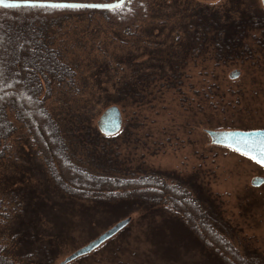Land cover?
I'll return each mask as SVG.
<instances>
[{"label":"rangeland","instance_id":"374dc122","mask_svg":"<svg viewBox=\"0 0 264 264\" xmlns=\"http://www.w3.org/2000/svg\"><path fill=\"white\" fill-rule=\"evenodd\" d=\"M178 2L181 11L183 7L189 6L186 16H190L194 8L199 9V6L203 9V14L220 12L223 9L224 12L228 11V0H178ZM156 3L157 0H150L154 9H157ZM244 3L249 5H243L244 10L256 9L264 13L259 0H244ZM174 8L175 12L181 14L176 5ZM167 11L171 13L172 9L169 8ZM90 17L91 20L78 14L71 17L70 24L63 30V34L65 32L67 34L64 35L62 44L59 41V47L67 54V59L77 64L75 67L81 78V87L79 86L81 90L54 88L48 108L54 114H59L61 110L65 113L67 107L76 108L74 98L80 95H97L96 98H100V101L99 104L91 106V113L95 115L94 126L99 130L97 123L101 115L111 107L104 105L105 101L114 93L108 86V83L114 80H109L110 75L104 65L108 62V54L112 55L115 62L134 60L135 63H145L150 58L147 54L134 59L138 34L146 32L148 37L146 39L148 41L153 39L149 44L154 42L156 45L160 40L174 39L178 30H173L170 26L156 28L157 22H149L151 20L149 17L145 23H140L135 28L134 33L137 35L129 36L111 26L106 20L105 13L97 11L91 13ZM177 18L180 19L179 16H174V21ZM192 31L193 29L190 33ZM155 36L158 37L154 38ZM178 36L181 40L184 38L180 31ZM146 39L144 40L147 41ZM234 48L232 45L231 49ZM208 58L203 60L190 56L183 69L184 76L180 80V86L176 89H158L154 84L155 89L152 90L154 99L150 104L144 105L143 109L117 106L122 114V127L115 134H119V137L110 139L109 144L114 152H119V164L129 165L122 169H132L133 174H128L132 178L119 174L123 180L130 179L142 183L147 180V175L158 174L156 179L169 185L168 189L182 184L181 192L186 198L190 200L195 198L201 205L204 201L214 205L226 223V226L219 230L228 243L245 256L253 257L255 261L264 264V183L260 186L252 185L253 179L264 178V168L232 149L213 144L206 132L264 130V57L243 60L240 63L236 57L226 62ZM216 62L219 64H215ZM235 70H240L241 76L232 79L230 75ZM128 72H131L129 68ZM128 72L117 71V75L127 77ZM151 74L154 77L159 75L155 74V70ZM77 91L80 92L79 95ZM6 114L12 131L7 138L3 134L4 138H0V142L2 150L8 147L7 150H10L11 156L15 159L9 165L7 161L4 164L0 161V181L6 176L15 178L16 187L19 186L18 188L25 192L30 190L32 192L34 188L47 191L41 157L27 155L31 152L32 138L15 110L7 109ZM34 148L38 151L37 146ZM74 149L77 153L74 156L76 160L82 161L80 163L82 167H88L86 163L88 160L82 159V154L79 153L81 146L70 148L73 153ZM22 151L25 153L21 156ZM3 166H8V169L2 171ZM23 176L28 179V186L25 183L24 187ZM170 190L165 191L163 195L159 194L158 198L162 200L165 196L164 198H171L177 202L176 197L183 195L179 190L175 191L181 195L169 194ZM180 198L183 199L182 196ZM171 203L169 202L165 208L164 203H160L159 211H148L146 214V211L138 210L137 213H132L129 216L130 223L90 253V257L83 260L82 264L221 263L223 259L218 256L217 248L208 246L209 238L206 234L200 238V235L192 230L188 220L185 222L173 220L166 215L165 211L169 210L167 208ZM3 205L4 203L0 201V206ZM32 205L31 202L26 204L27 213ZM117 208L120 210L112 206L87 208L92 218L89 220L79 218L71 222L73 229L68 233L71 232L72 237L69 235L64 237L61 229L66 218L61 212L54 213L56 216L49 218L51 221L41 212L42 216L46 217L44 224L51 223L52 231L55 230V233L61 235V238L52 236L50 239L52 244L47 243L50 248L45 246L48 241L43 240L45 245L41 243L44 245L42 247L49 249L48 252L56 259L55 263L60 264L68 256L125 219L126 217L122 216L124 210L121 209V205ZM3 213L1 209V248L5 247ZM25 215L22 218H25ZM60 220L63 223L58 230L56 224ZM175 221L181 227L177 226ZM40 222L41 220L38 221Z\"/></svg>","mask_w":264,"mask_h":264},{"label":"trees","instance_id":"16d2710c","mask_svg":"<svg viewBox=\"0 0 264 264\" xmlns=\"http://www.w3.org/2000/svg\"><path fill=\"white\" fill-rule=\"evenodd\" d=\"M22 1L110 3L114 0ZM239 3V0H228V11L224 12L223 9L206 14L202 13L203 9L199 6V9L194 8L190 16L185 15L189 6L183 7L181 11L178 0H157V9L151 7L150 0H128L116 9L102 11L53 7L0 8V138H4L3 134L6 138L10 136L12 126L6 119V111L15 110L33 140L31 152L27 155L41 157L47 180V191L34 188L32 192L16 187L15 178L5 176L0 181V201L4 203L3 207L0 206V212L1 209L4 212L5 238V247H0V264H56V259L48 252L49 249L42 247L45 245L43 240L48 241L46 244H52L50 239L53 235L61 238L55 230L52 231L51 223L44 224V218L56 216L54 213L61 212L68 219H64L65 223L60 220L56 225L59 230L63 223L64 230H61L64 237H72L71 232L68 233L73 229L71 222L79 218L91 219L92 215L87 208L92 206H112L120 210L117 207L121 205L124 210L122 216L129 218L138 210L146 211V214L148 211H159L160 203H164L165 208L169 202L172 203L167 208L169 210H164L166 215L173 220H188L192 230L200 238L206 234L209 238L208 246L217 248L218 256L223 259L219 264H260L253 257H247L240 250H236L237 248L223 238L219 229L226 226V223L211 202L204 201L201 205L195 198H186L181 192L182 184H177V189H168L169 185L156 179L158 174L147 175V180L142 183L123 180L119 176L133 172L131 168L122 169L129 165L122 162L124 165L121 166L119 152H114L110 147V139L119 137V134L105 136L94 126L95 115L91 113V106L99 104L100 98H96L97 95H80L74 98L76 108L67 107L65 113L61 110L59 114H54L48 108L54 88L81 90V78L75 67L77 64L69 61L67 54L59 47L67 34H63V30H66L74 15L86 16V19L91 20V13H105L111 26L129 36L137 35L134 33L135 28L140 23H145L149 17V22H157L156 28L170 26L171 29L178 30L174 39L160 40L156 45L154 42L149 44L153 39L148 41L146 32L138 34L134 59L147 54L150 58L145 63H135L134 60L115 62L112 55L108 54V62L104 65L110 75L109 80H114L108 83L114 95L110 94L104 105L143 109L144 105L150 104L154 99V84L158 89H176L180 86V80L184 76L183 69L190 56L203 60L210 57V60L214 58L216 61L225 62L236 57V50L231 49V46L235 35L233 31L238 25L236 12L244 8H239ZM175 5L181 14L175 12ZM169 8L172 9L171 13L167 11ZM176 15L180 19L174 21L173 17ZM191 29L193 31L190 33ZM179 31L184 36L182 40L178 36ZM128 68L131 72H128ZM153 70L159 75L154 77L151 74ZM117 71L128 72V76L118 77ZM77 145L81 146L79 153L82 154V159L88 160V167H82V161L76 160L75 149L74 153L70 150ZM36 146L38 151L34 150ZM7 149L8 147L2 150L0 142V161L3 164L7 161L9 165L14 162L15 157ZM23 153L25 152L22 151L21 156ZM7 167L3 166L1 170H7ZM23 177L24 187L25 183L28 186V179ZM128 178L132 177L128 175ZM169 190V194L181 192L183 195H179L183 199L181 196L176 197V202L171 198L168 199L172 201L164 198L165 196V201L158 198L159 194L163 195ZM28 202L33 205L27 213L25 209ZM24 215L26 217L22 218ZM45 246L49 247V244ZM89 257L88 254L67 264H82Z\"/></svg>","mask_w":264,"mask_h":264},{"label":"water","instance_id":"95a60500","mask_svg":"<svg viewBox=\"0 0 264 264\" xmlns=\"http://www.w3.org/2000/svg\"><path fill=\"white\" fill-rule=\"evenodd\" d=\"M128 0H116L110 3H76V2H52V1H22V0H0V8L12 9L21 7H53L69 9H95L113 10L124 5ZM238 72L234 71L230 77L237 78ZM122 114L117 106H112L101 115L97 125L101 133L105 136L117 134L122 127ZM213 144L226 147L235 152L253 159L255 162L264 160V130L240 131H206ZM258 163V162H257ZM262 166L264 164L258 163ZM264 183V178L257 177L252 180L253 186H260ZM130 223V218L123 219L101 234L88 245L77 250L68 256L61 264L70 263L79 257L88 255L99 248L109 239L118 234Z\"/></svg>","mask_w":264,"mask_h":264},{"label":"flooded vegetation","instance_id":"af4514ba","mask_svg":"<svg viewBox=\"0 0 264 264\" xmlns=\"http://www.w3.org/2000/svg\"><path fill=\"white\" fill-rule=\"evenodd\" d=\"M239 1H240V3L238 4L239 8H243V5L245 4L246 6H249L247 3H244V0L243 1L239 0ZM259 2L261 3V6L264 8V0H259ZM254 5L257 6L255 2ZM236 14L238 15L237 18L238 25L235 26L233 31L235 33L233 45L236 50V60H238V62L240 63V61L253 60L256 57H258L259 59H263L264 13L256 9H250V10L240 9L236 12ZM247 22H249V24H246ZM235 71L238 72L237 78L240 77L241 71L240 70H235Z\"/></svg>","mask_w":264,"mask_h":264},{"label":"snow or ice","instance_id":"6c2138e0","mask_svg":"<svg viewBox=\"0 0 264 264\" xmlns=\"http://www.w3.org/2000/svg\"><path fill=\"white\" fill-rule=\"evenodd\" d=\"M253 159H256L255 157H253ZM258 163L264 164V160H259L257 161Z\"/></svg>","mask_w":264,"mask_h":264}]
</instances>
